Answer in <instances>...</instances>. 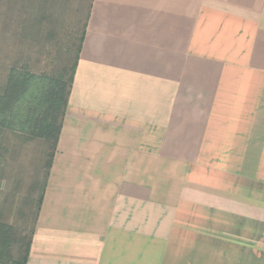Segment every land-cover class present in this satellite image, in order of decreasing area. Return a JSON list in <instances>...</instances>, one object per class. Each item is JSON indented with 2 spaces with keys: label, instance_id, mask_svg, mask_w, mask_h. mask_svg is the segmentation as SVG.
<instances>
[{
  "label": "crops",
  "instance_id": "crops-1",
  "mask_svg": "<svg viewBox=\"0 0 264 264\" xmlns=\"http://www.w3.org/2000/svg\"><path fill=\"white\" fill-rule=\"evenodd\" d=\"M26 264H264V0H91Z\"/></svg>",
  "mask_w": 264,
  "mask_h": 264
},
{
  "label": "rangeland",
  "instance_id": "rangeland-1",
  "mask_svg": "<svg viewBox=\"0 0 264 264\" xmlns=\"http://www.w3.org/2000/svg\"><path fill=\"white\" fill-rule=\"evenodd\" d=\"M88 2L82 0L80 8V0H0V85L14 64L27 63L37 72L57 67L66 45L82 28ZM43 10L47 18L40 27L37 21ZM35 26L39 27L38 33L29 31ZM2 138L5 140L0 148L2 220L29 231L33 226L35 203L25 206L23 203L38 196L30 190L33 182L43 180L42 153L46 146L39 140L22 143L10 134Z\"/></svg>",
  "mask_w": 264,
  "mask_h": 264
},
{
  "label": "trees",
  "instance_id": "trees-1",
  "mask_svg": "<svg viewBox=\"0 0 264 264\" xmlns=\"http://www.w3.org/2000/svg\"><path fill=\"white\" fill-rule=\"evenodd\" d=\"M81 6L82 0H80V8ZM87 8L81 30L73 35L69 44L66 45L64 55L60 58L57 67L37 72L27 63L14 64L9 67L6 78L0 85V148L5 143L2 138L5 134L18 138L22 143L27 140H39L46 146V150L44 149L42 153L45 169L43 180L33 182L30 190V192H37L38 196L30 197L23 203L24 206L35 203L32 228L29 231H26L25 227L15 228L2 220L0 211V264H26L27 262L35 220L43 200L68 105L91 0ZM44 15L43 10L37 21L40 27L47 18ZM38 29V26L30 27L29 31L38 33ZM25 34L26 27H24ZM49 35L48 31L46 36L49 37ZM20 215L24 214L20 212Z\"/></svg>",
  "mask_w": 264,
  "mask_h": 264
}]
</instances>
